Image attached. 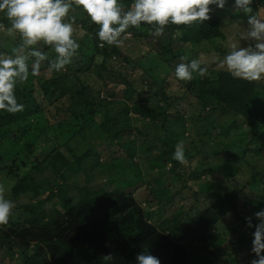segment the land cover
I'll list each match as a JSON object with an SVG mask.
<instances>
[{"label":"trees","instance_id":"1","mask_svg":"<svg viewBox=\"0 0 264 264\" xmlns=\"http://www.w3.org/2000/svg\"><path fill=\"white\" fill-rule=\"evenodd\" d=\"M121 2L127 7L132 0ZM251 7L253 14L260 16L264 0H252ZM70 10V16L75 17L70 21L74 28L72 36L79 44L71 62L59 71L51 70L49 60L56 56L52 46L43 42L29 46L46 54L47 59L40 62L39 72L48 70L50 76L39 82L37 75L29 74L27 80L17 84L15 94L17 101L24 105L23 111L0 110V176L16 174L21 159H17L18 151L15 155L11 151L17 142L20 150L26 151L27 159L35 142L46 145L38 139L53 133L56 148L43 147L44 150L34 155L27 174L32 179L33 163L46 162L47 167L56 168L57 178L47 180V186L36 182L33 187L37 197L43 194L45 187L51 192L46 199L35 202L18 200V190L23 188L26 192L28 189L22 176L11 186L12 193L17 196L8 222L0 224V261L7 259V253L11 252L15 253V258L12 256L9 260L12 264H136V254L147 250L159 258L160 264H230V260L240 253L246 257V264H251L256 258L250 251L252 233L258 223L253 214L259 206H264V165L261 164L264 163V80L234 78L226 69L201 63L207 68L203 75L194 72L189 81L173 76L184 93L196 98L195 109L181 113L178 105L184 94L169 95L166 77L160 78L161 73L174 72L178 63L187 62L181 61V56L200 60L201 52L218 51L223 58L230 46L227 49L222 43L232 36L225 33L230 30L226 24L230 26L229 23L236 20L239 24L247 22V14L232 11L228 16L225 8H220L210 12L209 19L202 23H169L160 36H153L150 26L144 22L139 28L129 26L120 40L128 33L133 40H151V52L141 54L134 61L135 66L143 68L148 80L137 92L126 88L125 95L130 90L126 100L133 92L136 97L131 103L122 100L123 105L116 108L114 100L98 97L99 92L92 88L91 78L93 74L97 75L104 83V89L112 77L115 82L125 85L128 81L122 78L120 69L130 63V58L122 54L118 45H108L98 39V25L90 20L82 6ZM3 18L0 23L7 30L9 22ZM77 29L83 33L77 34ZM6 39L9 42L0 46L1 53L11 54V49L22 43L18 34ZM23 51L27 52V49ZM35 59L29 55V67ZM157 67L163 71L160 75L154 72ZM51 91H54V97L50 100ZM145 93L147 95L143 97ZM132 112L148 117L146 123L150 134L144 127L132 126ZM60 115L68 117L59 119ZM56 117L57 126L49 122L50 118ZM238 123L242 124L239 128ZM97 134L106 138L113 150H121L125 157L130 154L131 158L141 162L144 158L143 163H152L156 166L155 176L145 180L141 174L142 164L135 162L138 179L125 183V188H106L71 203L69 193L58 194L54 192V186H68L66 180L72 174L71 170L77 173L80 169L77 165L98 152L92 153L91 146L74 156L71 163L60 155L58 165L55 158L59 155V147H65L70 153L79 147L84 149L87 138L100 140ZM76 135L78 140H83V146L76 147L71 142ZM177 142H183L185 161L188 166L193 165L186 173L185 162L176 161L172 155ZM220 150L224 151L223 155L217 154ZM46 152L51 153L46 156ZM202 153L210 154L212 159L198 160ZM9 161L12 162L11 169ZM166 165H169L171 183L165 185L168 192L169 187L174 186L176 196L182 194L180 189L186 181L209 175L198 184L202 187L199 191L205 193L204 199L210 202L199 204L197 199L188 203V209L177 208L163 218L161 212L165 204L171 209L169 204L174 194L163 190L157 192L152 187L155 181L165 183L160 173H166L163 169ZM216 170L220 171V179L215 176ZM241 172L247 178L244 186L248 194L243 197V185L229 179H236ZM177 183L183 185L176 188ZM150 196L155 201L151 202ZM55 197L61 200L55 202L60 207L44 208L46 200ZM35 212L37 218L33 216ZM245 217H252L253 227H248ZM108 254L112 259L105 261L103 256Z\"/></svg>","mask_w":264,"mask_h":264},{"label":"clouds","instance_id":"2","mask_svg":"<svg viewBox=\"0 0 264 264\" xmlns=\"http://www.w3.org/2000/svg\"><path fill=\"white\" fill-rule=\"evenodd\" d=\"M229 0H132L125 7L121 0H0V15L9 21V35L20 36L22 41L18 48L11 49V54L0 53V110L9 113L23 111L24 105L17 101L15 94L18 83L28 79L29 74L39 73L40 62L47 59L46 54L29 46L43 42L51 45L56 53L54 60H49V68L59 71L71 62V58L79 48L73 38L75 17L69 16L74 6H82L90 20L98 25L96 36L108 45H119L121 34L129 26L139 28L144 24L150 26L153 36H160L167 24L189 25L193 22L202 23L209 19L212 10L224 8ZM252 0H231L234 13L247 14V29L237 31L235 39L230 44V50L219 61L222 67L234 78L247 81L264 79V17L253 14ZM241 39L254 40V46H240ZM27 49V52L23 50ZM29 55L36 59L31 67L27 63ZM181 61L174 69L175 77L189 81L193 73L203 75L207 68L198 59L180 57ZM183 142H177L173 158L185 162ZM4 188L0 186V224L9 220L14 204L3 195ZM258 223L252 233L250 251L256 258L251 264H264V208L253 214ZM248 227H253L252 217H245ZM105 261L112 259L111 254L103 256ZM136 264H160L159 258L147 250L136 254Z\"/></svg>","mask_w":264,"mask_h":264},{"label":"rangeland","instance_id":"3","mask_svg":"<svg viewBox=\"0 0 264 264\" xmlns=\"http://www.w3.org/2000/svg\"><path fill=\"white\" fill-rule=\"evenodd\" d=\"M230 1V0H229ZM210 8L212 9L210 12L215 11L217 9L220 8H216L215 5H211ZM225 10H226V14L229 16V14L232 13V8H231V4L228 2L225 5ZM259 15L261 17H264V8H262V10H259ZM71 15V10L69 12V16ZM2 15H0V19H2ZM6 20V18H3ZM7 22H9L7 20ZM230 26L228 24H226L228 27H230L229 31L225 30L226 34H232V36L228 39L225 40V42H223L222 44L224 46H226V48L228 49L230 46V44L233 42V39H235L237 31L239 32H244L247 29V22L244 23H237L236 21H231ZM74 29V28H73ZM80 31V34L83 33L82 30L77 29L76 33L78 34ZM233 32V33H232ZM79 34V35H80ZM17 35V34H16ZM16 35H9L6 28L4 27V25H2L0 23V46L2 47L3 45H6V42H9L6 38H12L15 37ZM245 41H246V46H248L249 44H252L254 46L255 41L254 40H244L241 39L240 41V46L244 47L245 45ZM149 42V43H148ZM148 42H146V40L141 39V40H133L131 33L126 34L125 36L122 37L121 39V43L118 45L122 54L123 55H127L130 58V63L124 64L122 69H120L121 74H122V78L125 79L126 81H128V83H125V85L123 83L120 82H115L114 78L112 77L111 80L109 82H106V88L104 89V84L102 82L101 79L98 78L97 75L93 74V78H91L92 80V88L94 90H98L99 98L102 97H106L108 100H114L116 103H113L114 106H116V108L119 107V105H123V101L122 100H126L125 97L130 94V90H128L126 92L125 95V89L126 88H131L134 89L135 92L143 89L144 87V83L148 80L147 79V75L145 73H143V68L141 66H135L134 65V61L135 59H137L141 54L143 53H147L151 50V40L149 39ZM151 52V51H150ZM1 53V52H0ZM5 54V53H4ZM221 54L218 51H205V52H201L200 54V61L202 64H205L207 66L209 65H213V67L215 69H226L224 67L221 66V64L219 63V61L221 60ZM115 60L112 59V62H114ZM117 65H120L119 62H116ZM213 68V69H214ZM154 72L156 73H160L163 72L161 67H157L155 68ZM37 78L36 80H38L39 82L41 81V79L49 77L50 76V72L48 70H43L41 72H39L37 74ZM174 76V72L172 70H167L163 73H161L160 78L161 77H166L167 82L165 83L166 86V91L169 95L173 96V95H182V93L184 94V98L183 100H181L179 102V110L181 113L184 112H192L195 108H194V104L196 102V98L190 94H188L187 92H185V90L182 87H179V82L173 77ZM121 79V78H120ZM262 80V79H261ZM264 80V79H263ZM108 81V80H107ZM127 84V85H126ZM55 91V90H54ZM54 91H51L50 95L53 94ZM56 92V91H55ZM58 93L56 92V95ZM147 94H143V97L146 96ZM54 97V95H52L50 97V100ZM134 97H136L135 93H132L131 98H128L126 101L128 103H131V100H134ZM69 103V102H68ZM67 103V105H68ZM59 119H63L68 117V115H60L58 116ZM131 117V122H132V126H136L140 129H142L143 127L145 129H147L148 133L150 134V127L149 125L146 123L148 121V117L145 116H141V115H136L135 113H131L130 114ZM49 122L55 126L58 125V118H50ZM240 125H242L241 123L237 124V128L240 127ZM96 135V134H95ZM78 135H76L75 137L72 138L71 142L73 143L74 146H79L83 144V140H78ZM97 136L99 137L100 140H97L96 138H87L86 141L84 142V149L82 147H79L78 149L73 150L71 153L65 148V147H59V155L58 157L55 158V162L59 165L61 163V156L65 157L67 159L68 162H73L74 160V156H78L80 155L83 150L85 149H89L91 146L92 148V153L94 152H98V154H96L95 156H89L85 158V161H83L78 168L79 171L77 173H75L74 170L72 171V174L70 176H68V180H66V183H68V186H64L63 184H61V186L59 187H55L54 186V192H58V194H63V193H69V195L71 196V203H74L80 199H83L85 197H89L92 196L104 189H112L118 186H122L125 188V183H129L132 182L133 180H137V176H136V172H135V168H134V164L136 163H140L142 164V172L141 174H143V177L145 180H150L151 177L153 178L154 175V171L156 170V166L153 167L152 163H143L145 161V159L143 158V162L135 159V158H131L129 152L127 151L126 153L129 154L128 156L125 157V155H122V151L118 149V151L113 150L112 146L109 144L108 140L102 136H100L99 134H97ZM150 137V136H149ZM40 141H43L46 145L43 144H37L35 142V144L32 147V150H30L29 154H28V158L26 159L25 157V150L21 151V147L19 144L18 147V142L16 143V145L14 146V149L12 148V153L13 155H15L14 153L16 151H18L17 155H18V160L21 159V161L18 162L19 167L16 170V174L15 175H9L8 173L6 174H2L0 176L1 179V183L0 186H3L4 188V192L3 195L6 199H9L10 201L13 202V204L15 205V200L14 197L16 195V193H12V189L11 186L15 183L16 179L19 178V176H22L23 179L25 180V188L28 187L26 192H23V188L18 190V200L20 202H35L38 201V199H46L47 195L50 194L51 189H48V187H45L46 189L44 190L43 194L38 195L35 194V187H33L36 182L40 183V184H44L45 186H47V180H51L54 179L56 180V176H55V171L56 168L50 166H46V162L41 163H33L34 165V170H33V178L31 179L28 176V171H29V162L30 160H33L34 155H38V153H40V150H44L42 149L43 147L46 149H52L53 147L56 148V139L54 138L53 133H50L49 137L47 138H43L42 136L40 137V139H38ZM22 142V141H20ZM58 142V140H57ZM88 144V145H87ZM83 146V145H82ZM47 155L49 156L51 152H46ZM206 153V152H205ZM205 153L199 154V158L198 160H203L205 158V160H210L212 159L211 155H206ZM218 155H223L224 151L220 150L218 153ZM12 155V156H13ZM10 157V156H9ZM39 157V156H38ZM94 157V158H93ZM96 159V160H95ZM152 159V158H151ZM7 160V158H6ZM150 160V159H149ZM264 161V160H262ZM136 162V163H135ZM23 163H27L26 165ZM197 163V162H196ZM39 165L38 167H36V165ZM188 163L185 161V168H184V172L186 173L187 170L190 167H193L192 164H190L189 166L187 165ZM262 165H264L263 162H261ZM8 166H10L9 169H11L12 167V162L9 161ZM152 167V168H151ZM168 167L169 165H166L165 168H163L166 173L162 172L160 173V176L162 177L161 179L164 180V184L163 181H155L153 183V187L155 188L156 191L158 192V190H163L165 193L167 191V186L170 185L171 181L169 180V175L168 174ZM151 168V169H150ZM8 169V171H9ZM183 168L180 169V171H182ZM35 172V174H34ZM220 174L219 170H216L215 172V176L220 179V177H222ZM245 173H240L239 175H237L236 179L233 178H229L232 180H235L237 182L238 185H243V191H242V197L245 196L246 194H248L247 192V187L244 186L245 182L247 180V178L245 177ZM207 178H209V175H200L199 179H191L185 182V186L182 187L180 189L181 193L180 195L176 196V193L174 191V186H171L169 188H171L170 193H173V197H171L172 202L171 204V209H167V204H165V208L164 210H162V215L163 218L168 217V214L172 211H175V209L179 208L181 211L188 209V203H192V202H196V200L198 199L199 204L201 203H209L210 200H207L206 198L204 199L205 193L203 191H199L202 190L198 184V182H203L205 181ZM189 179V177H188ZM166 180V181H165ZM162 184V185H161ZM167 186H166V185ZM32 185V187H31ZM183 184L177 183L176 188H180ZM152 186V185H151ZM143 188L145 189L146 186H143ZM197 191V195H194V192ZM139 193V192H138ZM137 193V195H138ZM151 193H153V191H151ZM16 197V198H17ZM153 196H150V201L153 202L155 201L154 198L152 200ZM55 202H61V200L57 197L52 198V199H47L44 208H59L60 206L58 204H56ZM164 206V205H163ZM248 207V206H247ZM251 207V205H250ZM249 207V208H250ZM260 208H264V206H259ZM23 209V208H22ZM13 209L11 210V213L13 212ZM45 213H48V211H45ZM33 216L35 218H37L38 213H34ZM12 256H15V253H7V259H3V261H0V264H12L10 263V258H12ZM250 257V255H248ZM15 258V257H14ZM9 261V262H8ZM5 262V263H3ZM246 264V257H244L243 254H238L234 259L230 260V264Z\"/></svg>","mask_w":264,"mask_h":264}]
</instances>
